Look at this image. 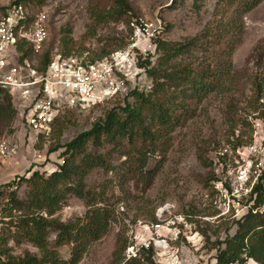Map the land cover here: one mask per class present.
I'll use <instances>...</instances> for the list:
<instances>
[{
  "label": "rangeland",
  "instance_id": "rangeland-1",
  "mask_svg": "<svg viewBox=\"0 0 264 264\" xmlns=\"http://www.w3.org/2000/svg\"><path fill=\"white\" fill-rule=\"evenodd\" d=\"M15 1L0 0V4ZM217 1L129 0V4L132 19L161 22L156 43L196 36L212 20ZM91 2L100 7L105 5L104 0H34L27 1L26 5L34 11H48V45H58L60 50L66 47L77 55L87 53L90 59L97 58L102 51L124 49L131 36L125 22H104L94 27L88 12ZM263 40L264 1L244 17L242 42L232 56V78L198 106L193 119L175 130L163 162H159V156L150 158L147 169L158 167V172L148 185L121 165L125 157L112 151L111 146L104 145L98 150L107 154V168L93 169L86 177V189L94 190L103 198L105 205L113 210L114 218L107 233L88 247L78 264H113L114 252L119 257L121 245L125 248L118 264H125V249L134 235L131 230L139 234L148 226L153 232L151 228L158 222L163 225L160 234L166 241L163 264L175 254L182 264H215L218 248H224L221 243L235 234L236 222L253 205L254 196L250 191L260 175L258 164L264 159V54L259 68L254 64L255 57H250ZM157 58L156 51L146 57L152 66ZM142 61L138 60L137 65ZM129 80L123 96L89 113L65 112L47 135L36 139L17 110L16 102L12 101L15 116L7 119L0 114V141L10 143L16 150L0 155V185L28 176L32 170L47 177L61 162L64 145L91 130L108 111L133 103L134 97L129 92L147 93L151 89L145 68ZM250 146L258 152L254 153ZM37 154L41 155L40 159L36 158ZM246 178L249 182L241 191V181ZM13 191L17 199L24 200L28 189L22 182ZM2 201L1 263L25 254L40 258L42 253L30 243H16V228L8 225L10 219ZM86 210L81 200L70 196L52 218L61 223L74 222L83 218ZM21 213L12 212V220L18 221ZM55 238V233L48 236V249L55 250L59 259L68 260L72 245L56 248ZM141 254L135 259L141 257V264H149ZM245 264L256 263L247 260Z\"/></svg>",
  "mask_w": 264,
  "mask_h": 264
},
{
  "label": "trees",
  "instance_id": "trees-1",
  "mask_svg": "<svg viewBox=\"0 0 264 264\" xmlns=\"http://www.w3.org/2000/svg\"><path fill=\"white\" fill-rule=\"evenodd\" d=\"M27 1L34 0L13 3L26 4ZM104 1L103 7L91 2L88 9L94 27L104 22L123 20L131 33L129 25L134 19L131 18L129 0ZM177 1L182 3V0ZM197 1L203 0H195V3ZM263 1L218 0L212 20L196 36L177 42L158 40L155 64L152 66L149 59H145L139 65L146 69L151 79L149 92H129L128 95L134 97L133 103L108 111L91 130L64 145L63 164H56L47 177L38 170H32L28 176L15 179L18 186L25 182L28 191L24 200L17 199L14 191L2 193L1 201H4L6 216L10 219L8 225L16 228V243L28 242L42 255L38 258L25 254L22 258L9 259L1 264L80 262L88 247L107 233L114 218L113 210L105 205L103 198L94 190L86 189L87 175L93 169L105 166L107 154L98 153V150L104 145L111 146L112 151L125 157L121 165L148 185L158 172V167L147 169L150 158L159 156V162H163L175 130L193 119L198 106L232 78V56L242 42L244 17ZM52 47L49 44L41 56L40 68L47 63ZM61 51L70 54L66 47ZM107 54L102 51L97 58ZM263 54L264 40L250 55L255 57L254 64L258 68L263 63ZM12 101L9 93L0 89V114L7 119H12L16 113ZM248 104L251 108V102ZM90 145L91 149L88 148ZM250 193L254 196L253 205L236 222L235 234L221 243L224 248H218L215 264H245L247 260L264 264V164ZM70 196L83 202L87 208L84 217L68 223L53 219ZM12 212H22L18 221L12 220ZM51 233L56 234L54 247L72 245L68 260L59 259L55 250L48 249L47 239ZM124 248L121 245L119 257ZM141 255L153 264L151 249ZM114 256L113 264L120 263L117 251ZM140 259H132L125 264H141Z\"/></svg>",
  "mask_w": 264,
  "mask_h": 264
},
{
  "label": "built area",
  "instance_id": "built-area-1",
  "mask_svg": "<svg viewBox=\"0 0 264 264\" xmlns=\"http://www.w3.org/2000/svg\"><path fill=\"white\" fill-rule=\"evenodd\" d=\"M129 26L132 32L124 49L90 59L87 53L63 54L55 45L49 51L47 63L40 68V58L48 48V11H34L23 3L0 4V89L7 91L16 102L34 139L47 135L63 113H89L126 93L129 78L141 69L138 60L155 54V38L161 30V22L139 18L132 20ZM249 149L258 152L252 146ZM15 150L10 143L0 141L1 156ZM36 158L40 159L41 155L37 154ZM263 164L264 159L258 164L259 172ZM248 180L241 181V191L247 187ZM17 186L15 179L0 185V203L2 193L13 191ZM143 228L139 234L131 230L134 235L125 249L124 263L151 249L154 264H163L162 257L167 252L163 250L166 241L160 234L163 225L155 223L151 228L153 232L148 226ZM165 263L182 264L176 254Z\"/></svg>",
  "mask_w": 264,
  "mask_h": 264
}]
</instances>
